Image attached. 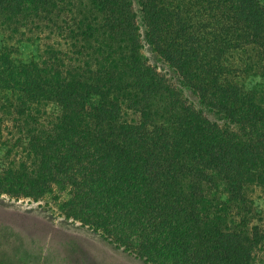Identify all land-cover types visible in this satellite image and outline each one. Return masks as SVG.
<instances>
[{"label":"trees","instance_id":"16d2710c","mask_svg":"<svg viewBox=\"0 0 264 264\" xmlns=\"http://www.w3.org/2000/svg\"><path fill=\"white\" fill-rule=\"evenodd\" d=\"M0 35V194L147 264H264V0H0Z\"/></svg>","mask_w":264,"mask_h":264},{"label":"rangeland","instance_id":"374dc122","mask_svg":"<svg viewBox=\"0 0 264 264\" xmlns=\"http://www.w3.org/2000/svg\"><path fill=\"white\" fill-rule=\"evenodd\" d=\"M0 35V40H1ZM3 44V41H0ZM37 43L20 41L14 56L28 61L37 59ZM143 54L159 70L170 71L143 42ZM172 73V71H170ZM191 100L196 97L183 90ZM1 113V111H0ZM3 146L0 147V162ZM256 206L264 212V194L254 193ZM0 264H147L126 252L98 231L65 218L49 197L34 202L0 194Z\"/></svg>","mask_w":264,"mask_h":264}]
</instances>
